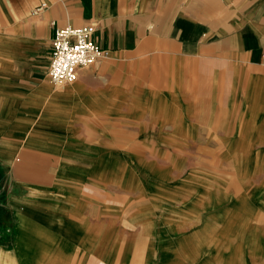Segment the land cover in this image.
Masks as SVG:
<instances>
[{"label": "crops", "instance_id": "crops-1", "mask_svg": "<svg viewBox=\"0 0 264 264\" xmlns=\"http://www.w3.org/2000/svg\"><path fill=\"white\" fill-rule=\"evenodd\" d=\"M86 25L108 55L55 85ZM212 151L264 191V0H0V264H264L255 183L189 169Z\"/></svg>", "mask_w": 264, "mask_h": 264}, {"label": "built area", "instance_id": "built-area-1", "mask_svg": "<svg viewBox=\"0 0 264 264\" xmlns=\"http://www.w3.org/2000/svg\"><path fill=\"white\" fill-rule=\"evenodd\" d=\"M94 25L56 27L48 75L55 85L74 83L79 71L108 55L94 40Z\"/></svg>", "mask_w": 264, "mask_h": 264}, {"label": "rangeland", "instance_id": "rangeland-1", "mask_svg": "<svg viewBox=\"0 0 264 264\" xmlns=\"http://www.w3.org/2000/svg\"><path fill=\"white\" fill-rule=\"evenodd\" d=\"M208 151H211V150H208ZM213 152L214 151H212V153H208V157H206V159H200V158H198V152L194 153V156H192L191 159L188 160L189 161V163H188L189 169H192V168L198 167V166H202V168L203 167H207V168H209V167H212V168L220 167L224 171H227L229 173L232 172V173H238V174H243V175L247 174L248 179L244 178V177H242V178L245 179L246 184L248 182H250V184L255 183V189L258 187V184H260L262 182V178H260V177H258V175H256L255 169L251 174V169L256 167L257 164H259L261 162V160L256 159V158L250 159L246 155L245 151L243 153H240V155L238 156L237 159H235V158L230 159L227 156H223L221 158H216V157H214ZM223 154H226V153H223ZM199 163H201V164H199ZM235 168H236V170H235ZM196 183H202V184L206 185V187H207V191H206L207 197L206 198L213 199L214 197H224V198L230 197V191L227 190L225 187V185L229 184V183H227V180H225V179H223V180L216 179L215 176L212 174H207L204 177H201L198 174L189 175V176L187 175V177H186V186L187 187H190V186L192 187ZM222 185H223V189L220 190L219 188H221ZM198 187L199 186H197V184H196L195 188H198ZM261 188L262 187L260 185L259 190L256 189L254 192H249V193H254V196H251V197L252 198L254 197L257 200H262L264 198V191ZM244 192H246V191H238L237 197L242 198L241 194ZM231 194H232V192H231ZM207 209H211V208L207 207Z\"/></svg>", "mask_w": 264, "mask_h": 264}]
</instances>
